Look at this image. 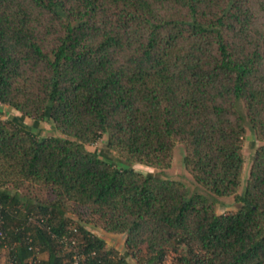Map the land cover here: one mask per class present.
Returning <instances> with one entry per match:
<instances>
[{
    "label": "trees",
    "instance_id": "obj_1",
    "mask_svg": "<svg viewBox=\"0 0 264 264\" xmlns=\"http://www.w3.org/2000/svg\"><path fill=\"white\" fill-rule=\"evenodd\" d=\"M0 104L20 112L0 119L6 264H68L67 246L127 264L84 223L124 234L137 264H264V0H0ZM246 124L259 144L238 193ZM103 134L158 169L183 144L193 179L239 209L107 161L86 147Z\"/></svg>",
    "mask_w": 264,
    "mask_h": 264
},
{
    "label": "rangeland",
    "instance_id": "obj_2",
    "mask_svg": "<svg viewBox=\"0 0 264 264\" xmlns=\"http://www.w3.org/2000/svg\"><path fill=\"white\" fill-rule=\"evenodd\" d=\"M20 112L16 111L13 108H10L6 105L0 104V119H11L13 116H19ZM23 123L26 127H31L34 133L40 137L45 136H62L60 131L55 128L50 119H44L39 122V125L35 128L33 121L29 117L23 118ZM34 127V128H33ZM107 134H103L96 142L88 144L86 147L89 150H93L99 153L100 156L105 158L107 161L114 163L117 166L131 167L132 169L142 173V174H151L156 177L166 178V179H177L183 182V184L188 188L190 194H201L202 196L208 198L214 202V207L217 213H231L239 209L241 203L235 201L232 195L229 196H217L209 193L203 189L191 176V174L186 170L184 166V145L177 143L173 148V158L169 167L158 169L149 167L140 163H130L125 161L122 157L118 155L115 151L109 150L106 145ZM259 142L254 140L252 131L249 129L248 124L245 127V133L242 139V154L244 157L243 171L241 175V184L238 188V193H242L245 186V181L249 173L252 156L255 151V147L258 146ZM20 194H24L25 191L22 189L19 190ZM31 197H35L36 201L50 200L52 195L47 190H42L39 188H34L32 193H29ZM68 216L69 213H68ZM72 216V214H71ZM70 216V217H71ZM33 218H35L33 216ZM73 217H71L72 219ZM76 219V217H74ZM75 219L73 223L76 224ZM34 220V219H32ZM85 227L95 233L97 236L105 240V246L107 248H112L117 254L114 259H118L120 256L124 257L127 264H137L135 259L131 255H126V248L124 244V234H114L105 232L100 227L94 226L92 223H84ZM73 225V224H72ZM68 248L73 247L67 246ZM72 250V252H73ZM7 247L4 246L0 250V264H6L7 257ZM37 260L44 258L45 254L40 252L37 248L35 253ZM169 259V258H168Z\"/></svg>",
    "mask_w": 264,
    "mask_h": 264
},
{
    "label": "built area",
    "instance_id": "obj_3",
    "mask_svg": "<svg viewBox=\"0 0 264 264\" xmlns=\"http://www.w3.org/2000/svg\"><path fill=\"white\" fill-rule=\"evenodd\" d=\"M62 240H65V238H62ZM75 243L74 240L70 241V244L73 245ZM95 252L92 251L90 253L84 254V253H78L74 251L72 258L68 264H90L89 258L94 256ZM94 264V263H92Z\"/></svg>",
    "mask_w": 264,
    "mask_h": 264
}]
</instances>
